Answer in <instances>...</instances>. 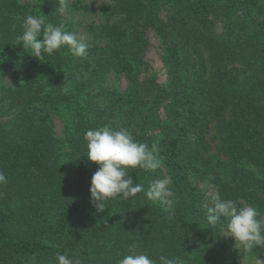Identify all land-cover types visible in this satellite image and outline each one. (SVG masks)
Wrapping results in <instances>:
<instances>
[{
  "label": "trees",
  "instance_id": "trees-1",
  "mask_svg": "<svg viewBox=\"0 0 264 264\" xmlns=\"http://www.w3.org/2000/svg\"><path fill=\"white\" fill-rule=\"evenodd\" d=\"M109 1L107 22L84 31L72 17L90 11L83 0L68 16L59 0H0V264H57L64 253L80 264L139 253L157 264L161 255L240 264L226 223H207L200 184L210 180L223 199L264 214V0ZM29 14L83 35L86 57L26 53L16 36ZM152 33L167 85L139 79ZM105 125L155 146L163 167L131 170L132 178L146 189L171 176L170 203L141 192L96 212L89 189L98 166L86 158L84 133ZM251 253L264 264V248Z\"/></svg>",
  "mask_w": 264,
  "mask_h": 264
},
{
  "label": "clouds",
  "instance_id": "clouds-1",
  "mask_svg": "<svg viewBox=\"0 0 264 264\" xmlns=\"http://www.w3.org/2000/svg\"><path fill=\"white\" fill-rule=\"evenodd\" d=\"M70 0H59L58 12L63 16L71 14ZM22 33L16 36V43L26 53L39 61L45 55L51 56L61 49H67L73 57L84 58L89 44L83 35L65 29L63 24L53 25L47 17L29 14L23 18ZM42 37V38H41ZM6 78V77H4ZM7 79V78H6ZM87 160L98 166L90 182V203L97 213H103L111 199L128 200L143 192L145 197L161 204L174 198L173 179L164 175L155 179L145 189L141 183H134L131 170L140 169L153 173L163 167V159L155 146L134 139L125 127L105 125L89 129L84 133ZM5 173L0 170V184H6ZM203 207L206 221L213 227L226 223L227 238L234 240L238 249L251 253L264 248V219L252 206H239L233 199H223L218 193L207 192ZM57 264H80L79 259L70 258L67 253L58 254ZM118 264H157L147 253L126 254ZM159 264H182L180 258L161 255Z\"/></svg>",
  "mask_w": 264,
  "mask_h": 264
},
{
  "label": "rangeland",
  "instance_id": "rangeland-1",
  "mask_svg": "<svg viewBox=\"0 0 264 264\" xmlns=\"http://www.w3.org/2000/svg\"><path fill=\"white\" fill-rule=\"evenodd\" d=\"M24 2H29L31 0H23ZM76 0H70V3H74ZM84 6H88L90 8V11L88 12H76L73 13L72 17L78 20L79 25L81 26L82 30H86L92 25L93 21H96V24H104L107 22V19L101 16V10L106 5L110 4L109 0H83ZM150 45L146 52L145 61L147 62V67L145 68L147 71L144 72V75L140 76V80L145 78L146 74L155 75L157 78V81L161 85H167L168 84V74H167V68L163 63V51L161 49V43L160 40L152 33L149 35ZM121 83L120 86L122 89L127 90L130 87L129 82L122 78L120 79ZM164 111L161 110V115L164 118ZM61 122L57 121V129H61ZM215 135L214 129H211L209 134L207 135V141L211 142V139ZM212 152L210 153V156H214L216 159H218V154L216 150V144L212 143ZM215 159V160H216ZM200 187L202 190H204V193L211 191L214 193H217V190L215 186L211 183L210 180H204ZM261 219H264V214L261 215ZM238 251V261L240 264H262V261L259 257L252 253H248L244 251L243 249H237Z\"/></svg>",
  "mask_w": 264,
  "mask_h": 264
}]
</instances>
